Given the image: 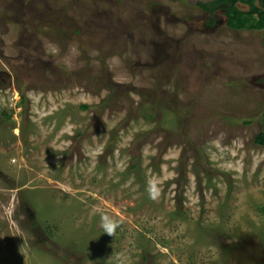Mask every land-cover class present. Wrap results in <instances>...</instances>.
<instances>
[{"label": "rangeland", "instance_id": "374dc122", "mask_svg": "<svg viewBox=\"0 0 264 264\" xmlns=\"http://www.w3.org/2000/svg\"><path fill=\"white\" fill-rule=\"evenodd\" d=\"M202 15L0 0V264H264V32Z\"/></svg>", "mask_w": 264, "mask_h": 264}, {"label": "flooded vegetation", "instance_id": "af4514ba", "mask_svg": "<svg viewBox=\"0 0 264 264\" xmlns=\"http://www.w3.org/2000/svg\"><path fill=\"white\" fill-rule=\"evenodd\" d=\"M222 2L220 3H207L203 4L204 6H200L199 4L195 5L201 8L202 10V16L199 18V21L202 22V25L205 27L206 31H214L219 26L226 25L229 29L237 31V30H249V31H255V32H264V28L261 29H235L228 26V14L226 13L228 10V3L226 1L220 0ZM215 3V4H214ZM255 5L262 11H264V0H256ZM234 8H236L239 12H245L243 16H247L246 14L250 12L251 7H249V4L237 1L233 4V11ZM249 15V14H248ZM251 19L255 17L254 14L249 15ZM264 76L262 77V82L264 84L263 80Z\"/></svg>", "mask_w": 264, "mask_h": 264}, {"label": "trees", "instance_id": "16d2710c", "mask_svg": "<svg viewBox=\"0 0 264 264\" xmlns=\"http://www.w3.org/2000/svg\"><path fill=\"white\" fill-rule=\"evenodd\" d=\"M228 3V10L227 14L229 17L228 20V26L235 29H261L264 28V11L260 10L256 5V0H223ZM237 1L244 2L249 4V7H251V10L249 13H247V16H243L245 12H239L236 8H234L233 11V4ZM222 1H215V3H220ZM214 3V4H215ZM200 6H204L203 4H200ZM254 14L255 17L253 19L250 18L249 15ZM87 107V106H84ZM255 143L264 145V132H259L255 137ZM133 166V165H132ZM131 166V167H132ZM264 211V209H263Z\"/></svg>", "mask_w": 264, "mask_h": 264}, {"label": "clouds", "instance_id": "9594fccd", "mask_svg": "<svg viewBox=\"0 0 264 264\" xmlns=\"http://www.w3.org/2000/svg\"><path fill=\"white\" fill-rule=\"evenodd\" d=\"M100 226L102 233H107L110 236H113L120 227L119 223L107 214L101 215Z\"/></svg>", "mask_w": 264, "mask_h": 264}, {"label": "water", "instance_id": "95a60500", "mask_svg": "<svg viewBox=\"0 0 264 264\" xmlns=\"http://www.w3.org/2000/svg\"><path fill=\"white\" fill-rule=\"evenodd\" d=\"M214 1H220V0H186V2L188 4H191V5H197V4H207V3H211V2H214ZM264 80V78H263Z\"/></svg>", "mask_w": 264, "mask_h": 264}]
</instances>
